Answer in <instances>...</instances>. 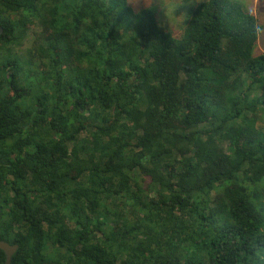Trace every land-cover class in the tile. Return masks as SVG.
<instances>
[{
    "label": "trees",
    "instance_id": "obj_1",
    "mask_svg": "<svg viewBox=\"0 0 264 264\" xmlns=\"http://www.w3.org/2000/svg\"><path fill=\"white\" fill-rule=\"evenodd\" d=\"M0 28L11 264H264L262 27L242 1L197 0L175 32L128 0H0Z\"/></svg>",
    "mask_w": 264,
    "mask_h": 264
},
{
    "label": "rangeland",
    "instance_id": "obj_2",
    "mask_svg": "<svg viewBox=\"0 0 264 264\" xmlns=\"http://www.w3.org/2000/svg\"><path fill=\"white\" fill-rule=\"evenodd\" d=\"M131 4L140 5V3L152 5L156 8L159 14V22L165 28L172 29L175 32H180L185 24L190 10L196 4L197 0H128ZM250 9L259 25L262 27V32L259 33L258 47L261 52H264V0H240ZM190 8V9H189ZM189 9V10H188ZM188 10V11H187ZM187 13V14H186Z\"/></svg>",
    "mask_w": 264,
    "mask_h": 264
},
{
    "label": "water",
    "instance_id": "obj_3",
    "mask_svg": "<svg viewBox=\"0 0 264 264\" xmlns=\"http://www.w3.org/2000/svg\"><path fill=\"white\" fill-rule=\"evenodd\" d=\"M3 30L0 28V34H2ZM17 245H11L5 241H0V250H2L5 254V263L4 264H11V258L17 251Z\"/></svg>",
    "mask_w": 264,
    "mask_h": 264
}]
</instances>
